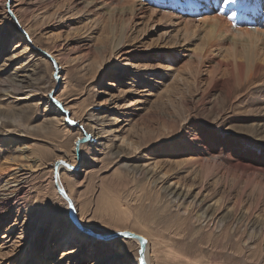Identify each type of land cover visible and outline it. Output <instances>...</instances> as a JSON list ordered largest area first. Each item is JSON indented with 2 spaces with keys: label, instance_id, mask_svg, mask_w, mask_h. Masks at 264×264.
<instances>
[{
  "label": "rangeland",
  "instance_id": "rangeland-1",
  "mask_svg": "<svg viewBox=\"0 0 264 264\" xmlns=\"http://www.w3.org/2000/svg\"><path fill=\"white\" fill-rule=\"evenodd\" d=\"M5 1L0 0V174L8 175L15 155L32 168L18 193L21 210L0 221V246L7 240L0 262L19 264L20 252L29 245L33 264H134L139 256L136 242L124 237L104 243L98 238L69 256L63 251H73L76 243L53 248L68 224L66 199L53 178L55 165L64 159L85 162L86 171H62L79 221L95 233L143 234L151 264H264V108L259 102L264 69L251 81H240L233 79L240 68L235 74L216 64H197L190 54L198 42L176 46L167 25L171 17L167 21L168 16L150 8L132 15L134 0H94L90 5V0ZM13 3L31 42L57 55L63 80L54 77L50 60L37 56V65L25 71L34 72L27 85L17 87L12 80L18 64L11 63L25 59L10 58L24 37L15 31L9 11ZM125 6L129 11L124 15L117 9ZM127 20V36L117 48ZM53 89L70 106L71 119L86 129L56 121L54 110L47 108ZM97 121L108 137L97 140L89 133L77 158V138ZM20 146L33 159L20 156L15 151ZM192 151L197 159L190 157ZM169 186H179L183 197L170 198ZM201 197L204 203L196 205ZM15 199L0 200V218ZM213 205L221 221L212 225L201 215ZM9 226L16 230L6 238Z\"/></svg>",
  "mask_w": 264,
  "mask_h": 264
},
{
  "label": "bare ground",
  "instance_id": "bare-ground-1",
  "mask_svg": "<svg viewBox=\"0 0 264 264\" xmlns=\"http://www.w3.org/2000/svg\"><path fill=\"white\" fill-rule=\"evenodd\" d=\"M2 1L4 2L5 0H2ZM6 1H8V0H6ZM20 1L22 3V0H20ZM20 1L18 2V4L20 3ZM92 1L94 2V0H90L89 2H87V4H89V5L92 4ZM14 3L12 5L9 4V7H10L9 11H10L11 17L14 19V16H15L16 19L18 20L16 12L13 11V7L16 6V4H14ZM125 5L129 6L128 4H125ZM119 6H120V4H119ZM126 6L125 7H119V9H117V10L120 11L121 14L123 13L125 15L124 12H126L128 10V7H126ZM109 7L110 8H112V7L115 8L114 6H112V7L109 6ZM117 8H118V6H117ZM145 8H150L152 10V12H154V13L156 12V14L157 13H159V14L161 13L162 15H164V17L168 16L167 17V21H168V18L171 17V19H170L169 23H167V25H169L168 26L169 32L170 31L172 32V35L174 37V44L176 46H179L182 49L186 43H189V44L193 45L196 41L198 42V43L196 42L197 43V47L194 46L196 48L194 50H196V51L195 52L193 51L190 54L191 58H193V57L196 58V59L195 58L194 59L198 61L197 64H200L201 66L204 65L205 63L214 64V65L216 64L218 66V68H222L223 67L225 69H228V68L233 69V71L236 70L235 74L237 73L238 69L240 68V73L238 74V76H233L234 74H232L233 79H235V78L241 79L240 81H242V80L251 81L253 78H255L261 72V70L263 71V69H264V0H230V2H228V3H225L224 0H138V1L134 0L132 2L131 6H129L130 14H132V15L136 14L137 10L140 11V10L144 9V11H145ZM110 10L111 9H108L107 11L111 12L112 10L111 11ZM113 10H115V9H113ZM118 11H116V12L118 13ZM152 12L150 11V13H152ZM114 13H115V11H114ZM233 13H235V15H233ZM137 15H135V16H137ZM115 16L116 15H114V17ZM130 16H129V18H130ZM162 17H160V18H162ZM128 22H130V21L127 20L125 25H124L123 35H121V37L118 38L119 39L118 42L116 41L117 43L115 45H116L117 48H122L123 39L125 38V36H127V30H128V27L130 26V23H128ZM20 23H22V22H20V20H18V24H16V26L18 28L17 29L15 28V31H16V33L18 35H20L19 33L24 34L23 35L24 37L17 42V44H16V46L14 48L12 57H10L11 60H13V61L19 60L22 56L25 57L23 62L20 63V64L18 62L11 63V65L12 64L13 65L18 64L16 66H14L13 72H12V73L15 74V76L13 77L12 80H14V82L16 83V86L17 87L25 86V85H27L29 83V81H31L33 79L34 72L30 73V72L27 71L25 73V71H26V69H29V66H33V65L36 64V63L33 64L34 63V58L36 56L39 57V59L45 57L44 52L51 54L52 57L55 59L56 64H57V68H58V75L59 74L61 75V76L59 75V80L60 79L63 80L65 77H64L63 72H61L60 70H64V66L62 65V63L61 64L59 63V61H58V59L56 57L57 55L55 56V55H53L54 53L52 54V53L48 52L47 49H42V48L36 46V44H33L31 42L32 40H30V37H29L28 32H27V29H25L23 27L24 24L22 25ZM113 39H114V37H113ZM29 40H30L31 43H28ZM227 44H229V45H227ZM109 46H110V44H109ZM116 50L118 51V49H116ZM59 59H60V57H59ZM240 59H242V61ZM7 64H9V63H7ZM218 68L216 67V69H218ZM216 71H218V70H216ZM219 71L221 72V69H219ZM20 72H24V73H22V75H19ZM231 73H233V72H231ZM226 75H227V72H226ZM232 76H229V77H232ZM59 80H57V81H59ZM234 82H235V80H234ZM237 84L239 85V83H237ZM148 91H150V95L151 94L153 95L152 90H148ZM30 92L32 93L31 96H34V93H35L34 89H31ZM61 92H65V89H62ZM261 92H262V95L264 96V88L261 89ZM58 96H56L55 99L57 101H59V105L57 106V105H53L52 103H50V104L47 105V108L50 109V110H52V109L54 110L55 115H56L55 119H57L56 121H59V120L64 121V115H66L67 112H70L71 108H70V106H67L66 104H64V102L61 101L62 99L61 98L59 99ZM259 96H260V94H259ZM259 102L261 103V106L264 108V97H263V99H259ZM64 110H66V112H64ZM62 112H63V115L61 114ZM71 118H72V116H71ZM53 121H54V119H53ZM67 124H69V123H67ZM97 124H98V121H97V123L96 122L93 123L91 125V128L88 131L87 130L82 131L84 135L81 136V137L79 135L77 140L81 139V138H85L86 137L85 133L88 134V135H90L89 133H93V134L97 135V137H96L97 140H101L104 137H106L108 133L106 134V131H104L105 134L102 133L101 128L99 130V127L97 126ZM84 128L86 129V126ZM256 129H258V128H256ZM113 131L114 132L115 131L118 132V129L115 128V130H113ZM82 132H81V134H82ZM110 134H111V132H110ZM103 142H100L99 144H101ZM21 143H22V141H21ZM106 145H107V143H106ZM103 146L104 145H102V147ZM135 146L136 145H134V147ZM82 147H83V142L79 144L78 148H77V146L75 148L76 149L77 158L82 153ZM15 149H16L15 151L19 152L20 156L25 157V160L26 159H28V160L29 159H33V158L30 157L31 155H28V153L25 154L27 152L26 148L20 146V147H17ZM97 150H100V149L97 147ZM194 152L195 151H192L193 155L190 156L191 158H195L196 157L195 156L196 154ZM15 156L16 157L12 156L13 157L12 160L8 159L9 161L15 162V163H13L11 165V167L7 164L8 168L9 167L11 168V169L9 168L11 171L8 173V175H6L4 177L2 175V173L0 174V176H3V177H0V191L3 190V193L1 192L2 193L1 195L3 197L0 200L1 201L2 200L3 201H8V200H11L13 198L14 199L16 198V199L14 200L12 205H8L6 211L4 210L5 212L2 214V218H0V221L3 218L7 219V217H10V214H11L12 210H14V209L21 210V206H20V202H19L20 200H18L19 198H17L18 197V193L23 188V185H24L25 181L28 180L27 176L30 173L28 169L32 168L31 164H28V163H27V165L24 164V162H23L24 160L22 161V159H23L22 157H21L22 159L21 158L19 159V157L17 155H15ZM17 157H18V159H16ZM95 159L97 160L98 158H95ZM186 159H188V157L185 158V161H186ZM196 159H197V157H196ZM63 161H65V160L63 159ZM185 161H184V163H185ZM191 161L193 162V160H191ZM65 162L67 164L72 165V167L71 168H65L59 162L56 165L57 170H58V183H59V187H60V189H58V188L57 189L60 192L61 196H63L62 193H61V190L65 191L68 194L67 189L63 185V181H62V174L63 173H62V171L63 170H65L66 172L68 171V172H70L73 175L75 174V172L80 173L81 171L82 172L86 171L85 162L82 161V160H80L79 165H77L78 164L77 161H73V162L65 161ZM9 169L7 171H9ZM139 169H141V168H139ZM139 169L137 171H139ZM33 171H34V168H33ZM5 173H7V172L5 171L3 174H5ZM195 173H197V172H195ZM70 176H72V175H70ZM196 176H199V175H196ZM204 178H206V177H204ZM155 182H157V181H155ZM178 184H179V182L177 183V185ZM164 188H166V187H164ZM178 188H179V186H178ZM178 188H175L173 186L167 187V191L169 192L170 198H176V199L177 198L178 199L181 198V196H182L181 192L182 191H180L181 189L179 190ZM227 189L229 190V188H227ZM159 190H160V188H159ZM223 190H225V189H223ZM184 191H188V190H184ZM239 192H241V190ZM184 193L185 192H183V195H186ZM187 194H189V193H187ZM200 194H197V196L200 195ZM68 196L70 197L71 201L73 202V205H74L75 210H76V203H75L74 199L69 194H68ZM163 196H165V195H163ZM162 197H161V199L164 198V197L163 198ZM202 197H201V199L199 198L201 200L200 202H199V199H197L195 201V202L198 201V203L196 205H199V204L201 205L202 204V202H203V200H202L203 198ZM21 198H22V196H21ZM206 198H204V200ZM236 198H238V197H236ZM247 198L250 199V197H248V196H247ZM191 199H190V203H191ZM194 199H196V198H194ZM252 199L254 200L256 198L255 197L251 198V201H250L251 203L253 202ZM185 200H186V202H189L186 198H185ZM219 202H220V200H219ZM171 203H174V202H171ZM184 204L185 203H183V205ZM194 206H195V204H194ZM217 206H218V204H217ZM64 207H65V215L67 216V221H68V224H67V227H66L67 229H64L63 231L60 232V234H59L60 237H59V239H55V245H54L53 248H56L57 246H59V247L61 246V247L64 248L67 245H71V244L76 243L75 248L73 249V251H72V249L71 250L67 249V250L63 251V255L64 256L74 255V254H77L79 252H82L85 247H90L92 243L94 244V242H96V239H98V238H101L103 240V241H101V243H104V242H107V241H111V240H108V238H122V237L116 236V234L119 233V232H124L123 230L122 231L121 230L112 231V232H109V233H107V232L106 233H98V232L95 233L93 230H91L90 227L84 226L79 221V217H78L79 224H77L71 218L70 203H69L68 200H66V202L64 204ZM185 207H187V206H185ZM189 207H190V205H189ZM213 210H214V213L210 214V212L211 211L213 212ZM217 210H218V208H217ZM217 210H216V206L215 205H213L212 208L209 207V211H208V207H207V209L204 212V215H201V218L207 219L208 222H210L209 224H212V222L216 223L215 221H219ZM76 213H77V211H76ZM189 213H192V212H189ZM189 217H190V215H189ZM198 219H199V217H198ZM196 220H197V218H196ZM220 221H221V219H220ZM205 224H207V223H205ZM224 224L225 223H223V225ZM217 226H218V222H217ZM210 228H211V226H210ZM15 230H16V228H14L13 226L5 227L4 228V234H5L4 236H7L6 238H10L11 233H13ZM129 232H131V231H129ZM136 234L145 238V236H143V234H140V233H136ZM131 239H133L136 242V244L138 245V247H139V256H136V258L133 260L134 264H151L150 254H149V250H150L149 242L148 241H147L148 243L146 242L145 247H144V251H143V254H142L143 257L141 258L140 249H141V246H142V240L141 239H136V238H131ZM6 243H7V240H4L2 245L6 244ZM1 246H0V248H2ZM32 250H33L32 246L29 245L27 248H24L20 252L21 253L20 258H22V259H20V263L19 264H21L24 260L28 261L27 264H31L32 263V262L30 263V261H31L30 260V256L32 255ZM55 252H56V250L54 251V253ZM108 257H113V256L112 255H110V256L108 255ZM114 257L115 258H113V259L117 261L118 257L117 256H114ZM127 261H130V260H127ZM0 264H4V262L3 263L0 262ZM125 264H127V263H125Z\"/></svg>",
  "mask_w": 264,
  "mask_h": 264
},
{
  "label": "water",
  "instance_id": "water-1",
  "mask_svg": "<svg viewBox=\"0 0 264 264\" xmlns=\"http://www.w3.org/2000/svg\"><path fill=\"white\" fill-rule=\"evenodd\" d=\"M12 15H13V14H12ZM13 16H14V15H13ZM14 20H15L16 24H18V20L16 19L15 16H14ZM44 55H45V57H46L47 59H49V60L52 62L53 66H54V77H55L57 80H59L58 68H57V64H56L55 59H54V58L52 57V55L49 54V53L44 52ZM54 90H55V89H53V90L51 91V93H52ZM61 106H62V105H61ZM67 113H69V112H67ZM67 113H66V114H67ZM71 125H73V124H71ZM73 126H76V125H73ZM80 128H81L82 130L84 129L81 125H80ZM89 138H90V135L87 134V136H86L85 138L78 139V140L76 141V146H77V148L79 147V144H80V143L85 142V141L88 140ZM78 141H79V143H78ZM56 165H57V164H56ZM56 165H55V168H54V179H55V181H56V182H55L56 187H57L58 189H60V187H59V183H58V170H57ZM61 193H62L64 199L68 200L69 203H70L71 218L73 219L74 222H76L77 224H79V222H78V214L76 213V210H75V207H74V205H73V202L71 201L70 197L68 196V194H67L65 191L61 190ZM116 236H118V237H124V238H130V237H131V238L141 239V240H142V246H141V249H140V253H141L140 256H141V258L143 257L142 254H143V251H144L145 244H146V242H147L146 238L141 237V236L137 235L136 233L129 232V231L119 232V233L116 234Z\"/></svg>",
  "mask_w": 264,
  "mask_h": 264
},
{
  "label": "snow or ice",
  "instance_id": "snow-or-ice-1",
  "mask_svg": "<svg viewBox=\"0 0 264 264\" xmlns=\"http://www.w3.org/2000/svg\"><path fill=\"white\" fill-rule=\"evenodd\" d=\"M225 3H228L230 2V0H224ZM233 15H235V13H233ZM55 96H56V91L54 90L52 93L49 94V99L51 100L52 104L53 105H59V101H57L55 99ZM64 112H66V110H64ZM63 115V112L61 113ZM64 122L65 123H69V124H73V125H76V127H80L79 123L75 120H72L71 119V113H67L66 115H64ZM85 136H87V134L85 133ZM79 143V141H78ZM60 164H62L65 168H71L72 165L70 164H67L65 161L61 160L59 161Z\"/></svg>",
  "mask_w": 264,
  "mask_h": 264
}]
</instances>
